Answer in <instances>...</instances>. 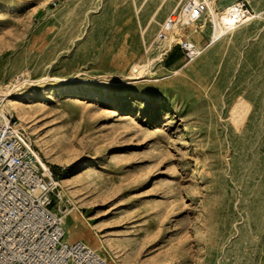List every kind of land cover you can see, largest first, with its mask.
Segmentation results:
<instances>
[{"label": "rangeland", "instance_id": "1", "mask_svg": "<svg viewBox=\"0 0 264 264\" xmlns=\"http://www.w3.org/2000/svg\"><path fill=\"white\" fill-rule=\"evenodd\" d=\"M178 2L194 8L167 50ZM208 13L0 0V99L25 109L19 126L58 174L66 238L107 264H264V23L214 39Z\"/></svg>", "mask_w": 264, "mask_h": 264}, {"label": "built area", "instance_id": "2", "mask_svg": "<svg viewBox=\"0 0 264 264\" xmlns=\"http://www.w3.org/2000/svg\"><path fill=\"white\" fill-rule=\"evenodd\" d=\"M195 9L198 19L202 5ZM175 11L165 23H176L170 19L178 16ZM192 47L188 42L181 45L185 57L196 54ZM7 117L8 124L0 123V264H106L105 250L66 239L67 212L61 208L64 193L58 174L44 166L13 116Z\"/></svg>", "mask_w": 264, "mask_h": 264}, {"label": "bare ground", "instance_id": "3", "mask_svg": "<svg viewBox=\"0 0 264 264\" xmlns=\"http://www.w3.org/2000/svg\"><path fill=\"white\" fill-rule=\"evenodd\" d=\"M208 7V16L207 20L208 23L211 26V37L214 39L225 37L227 35L232 34L236 29L241 27H248L252 26L256 23L263 22L264 23V9L259 7H253V13L249 10L243 9L240 7V4H232L233 2L227 3L222 11L219 13L215 9L214 3L209 2L208 0H204ZM181 2H178L176 5V8L179 10V15L177 17L171 18V20H176V23H170L167 21L168 28L166 29L169 33V40H167L164 43L165 49H169L172 46V42H181V32L179 31V24L188 21L189 22V16L190 12L194 8V5L189 4H183L181 5ZM196 8V7H195ZM180 22L179 24H177ZM164 25V24H163ZM189 44H192V42L189 40ZM192 53H199L197 49L194 47L191 48ZM162 54H159V58L162 59ZM156 57V56H155ZM43 82V81H42ZM13 88L17 86V84L12 85ZM11 91V90H10ZM0 92H3L0 90ZM8 92V93H7ZM5 93V96H9V90L3 92ZM0 99V123L8 124L9 119L7 117L8 114L12 115L15 114L17 117V121H15V125L17 127H20L21 123H25L27 118V113L25 109L18 105L15 100L11 99ZM21 128V127H20ZM22 129V128H21ZM44 164V162L42 161ZM44 166H46L44 164ZM67 179H63L62 182H65ZM66 210V209H65ZM69 210V209H68ZM73 209H71L67 214L71 213ZM67 216V215H66ZM78 226L72 224L70 226V230L76 234L77 233ZM67 239V238H66ZM68 240V239H67ZM107 264V263H106Z\"/></svg>", "mask_w": 264, "mask_h": 264}, {"label": "trees", "instance_id": "4", "mask_svg": "<svg viewBox=\"0 0 264 264\" xmlns=\"http://www.w3.org/2000/svg\"><path fill=\"white\" fill-rule=\"evenodd\" d=\"M54 173V172H53ZM56 175V173H54Z\"/></svg>", "mask_w": 264, "mask_h": 264}]
</instances>
